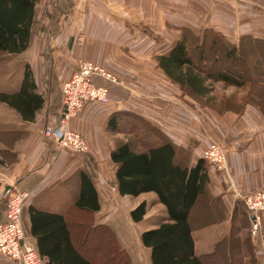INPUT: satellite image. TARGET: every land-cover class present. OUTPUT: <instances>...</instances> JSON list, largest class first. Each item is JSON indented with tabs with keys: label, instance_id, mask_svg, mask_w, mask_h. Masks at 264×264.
Segmentation results:
<instances>
[{
	"label": "crops",
	"instance_id": "0c3cea01",
	"mask_svg": "<svg viewBox=\"0 0 264 264\" xmlns=\"http://www.w3.org/2000/svg\"><path fill=\"white\" fill-rule=\"evenodd\" d=\"M67 1L68 3L71 2L74 6V9L71 8L69 10L68 16H63L70 19V27H65L64 30H61V27L54 28V30H49L48 33L37 30L38 34L32 30L30 32L29 45L23 52L0 55V93L8 95L18 93L25 67L28 65L36 86L34 93L35 95H40L43 99L42 107L39 111L35 112L33 119H26L15 107L6 101L0 100V222L4 220V209L9 196V194L7 195L9 187L28 192L30 197L23 207L22 224L26 236H28L29 241L37 249L36 238L31 235L29 209L32 207L39 211L65 212L77 196L79 173L84 171L89 174L99 194L100 209L94 214L95 223L105 224L115 232L116 238L122 243L131 257V264H150V249L142 245L140 235L145 230L155 228L164 221L166 218L165 207L156 201L157 197L154 193H145L137 196H151L149 198L151 199L150 203L144 198L138 201L132 208L126 200L125 213L127 220L136 231V237L133 242H136L140 246V249H143V252L141 249V253H143L144 259L139 255L140 251L138 253H130V248L126 245L127 243L124 244L123 240H121L122 237L119 234L121 228H118L119 222L113 212H111L113 207L112 198L101 196V192L95 181L96 176L89 173L92 171L91 167L95 168L93 164H97L98 167V163L106 160V158H103V155H99L94 146L103 144L110 147L108 151L109 155H107L109 158L114 146L105 140L99 127L93 128L91 133V122L94 123L95 110L100 108H94V104L86 105L79 113L77 121L73 123L86 139L88 152L85 154L76 155L66 151L55 150L53 144L43 137L42 132L46 125L55 124L60 117V87L62 82L68 79H66V76L75 68L71 64L77 61L76 58L69 57L71 62H66V56H68L69 51H75L78 57L85 59L96 58L101 64L107 65L105 56V52L107 51L121 47L124 50H131V48L135 49L136 47L150 48L151 45L142 42L138 46L131 47L132 34L142 33L147 36L146 34L150 33L145 28L150 23L142 21L147 15L139 14L134 9L138 8L140 12L145 13L154 4L152 2H161L163 0L120 1L122 4H125V7H121V9L131 8V15L122 13L116 9L108 11L106 5L103 6L105 12L97 13L94 9L96 7L95 2L90 0ZM175 1L171 0V2ZM42 3L45 2L43 1ZM55 12L57 13V11ZM228 14L230 13L228 12ZM56 17L58 18L57 14ZM211 17L215 18L214 15H211ZM99 19H108V21L101 22ZM109 20H112L115 26L110 27V24L113 23ZM189 23L188 21L180 22L177 30L185 27L193 33L198 34L202 29L209 28L221 35L226 36L227 34L226 30L221 28L209 26L200 28L194 22L196 27H199L197 29ZM214 23L217 24V21H214ZM97 25L99 28H97ZM70 29H72V32H69ZM75 29L76 31L80 29L81 38H78V41L74 38L72 39L70 36H67L66 39L65 37L60 38L65 33L72 35ZM138 30L141 32H138ZM109 33L112 34L113 41L115 40L113 47L102 42ZM237 34L240 35L237 42L244 36L264 39V37L254 36L249 32L239 31ZM48 35L49 37L47 38ZM97 35L100 37V41L95 40ZM92 36H95L94 39ZM54 51L59 52L57 54L60 55L54 57ZM94 53H97L98 57ZM60 56L64 62L62 65L59 63ZM57 57L59 60H56ZM54 71L57 73L54 74ZM109 71L114 72L111 69ZM100 77L94 76L92 78L93 82L97 85L109 87V83ZM109 88L112 92H121L117 96L122 95L121 98H123V89L113 85H110ZM126 95L125 97L127 98ZM155 104V112L159 115L163 110L164 104L161 100L158 104ZM112 105H114V102ZM260 110L264 112V107L247 106L245 111L240 115L241 117L239 116L240 118H234L235 115H233L234 117L229 116L231 120L234 118L233 121L235 123L233 124V121L229 120L233 125L228 126V133L225 136H220L216 130L209 131V134L219 137V140L225 145L230 177L227 178L208 164L209 183L206 194L200 200L211 209V212L209 211L211 218L210 221L194 227L192 231L194 249L197 255L213 251L215 244L221 242L229 235L232 227L233 212L237 208V205L241 203L240 196L243 193L253 190H264V117ZM211 112L215 111L211 110ZM253 112H256L257 115H254ZM145 119L151 125L154 124L147 118ZM186 120V118H181V123L175 131L165 132L161 128L158 129L176 146L185 149L190 148V163L193 164L201 157L202 150L207 147L209 141L203 140L204 135L201 137V134H196L200 131L194 125V121L190 123L188 120L185 123ZM207 126H211V124L209 123ZM232 128L234 129L231 130ZM203 133L206 134L205 130ZM111 180L114 181V174ZM125 196L119 195L120 203ZM142 201L146 203V214L140 221L135 222L131 219L129 213ZM119 202L116 204V207L120 206ZM151 203L161 205L162 208L149 214L148 208ZM199 203L191 212H194L196 208H204L205 205L197 207ZM208 217L206 216L203 220ZM219 219L221 220L218 221ZM197 223L199 222L193 224ZM200 232L203 233L198 237L195 236L196 233ZM197 240H199V243ZM203 240L204 244H202ZM252 245L258 263L264 264V252L254 242H252ZM198 248L204 251H198ZM0 264L13 263L0 258Z\"/></svg>",
	"mask_w": 264,
	"mask_h": 264
},
{
	"label": "rangeland",
	"instance_id": "374dc122",
	"mask_svg": "<svg viewBox=\"0 0 264 264\" xmlns=\"http://www.w3.org/2000/svg\"><path fill=\"white\" fill-rule=\"evenodd\" d=\"M43 1L45 3H42ZM47 1L49 2L47 3ZM90 1L95 2L96 7H94V9L97 13L105 12L103 6L106 5L108 11L116 9L122 13H128V15H131V8L121 9V7H125V4H122L121 2L127 0ZM156 2H152L154 4L151 5L150 10H146L145 13L140 12L138 8L134 9V11L139 14L147 15L142 21L150 23L145 27L150 33L146 34L148 37L142 33L132 34L131 47L138 46L140 42H142L151 45L150 48L136 47L135 49L131 48V50H124V48L121 47L107 51L105 52L107 65L101 64L96 58L85 59L83 57H78L75 51H69L68 56H66V62L68 63L71 62L69 57L77 59L76 63L73 62L71 64V66H74L75 68L66 76V79H69L72 72L77 70L79 61H86L92 63L94 66L102 68L107 74H110L115 79V82H112L109 79L97 75L108 82L109 87L110 85H113L124 90L123 98H121L122 95L119 97L117 96L121 92H112L108 86H104L108 88L109 100L106 104L94 103V108L99 107L100 109L95 110L94 123L91 122V133L93 128L99 127L102 130V135L105 137V140L109 141L112 146L114 145L112 150L119 142L124 141L129 142L136 149H141L145 145L156 142L158 138L149 133L151 126L145 118L154 123L155 125H153L157 128L165 130V132L175 131L181 123V118H186L187 120L185 123H187L188 120L190 123L191 121H194V125L197 126L200 131L196 134H201V137L204 135V141L208 140L209 143L211 141H216L226 150L224 143L219 140V137H214L209 134V131L211 130L212 132L213 130H216L220 136H225L226 133H228V126H232L235 123V121H233L234 118H240L242 112L245 111L247 106H252V103L247 100L250 99L248 87L237 88L233 85H229L218 79L217 74L226 71L231 75H236L239 74L241 70H244L247 79H250L251 76H253L252 74L254 71L259 77L264 78V46L257 42L253 45L254 43L248 40V52H246L242 58L238 57L237 61L232 62L231 60H227V57L225 56L226 48L222 41L211 34L212 29H202V31L197 34L200 38L193 39L191 47L200 46L204 38L205 40L203 44L205 49H215L213 52L207 50L208 55L205 58L206 63L202 62L205 67L204 69L213 77L207 82L209 93L206 99L190 97L179 86L172 83L158 67L156 58L167 53L173 43L179 38L182 33L181 30H177L180 22L188 21L192 27L197 29L199 27H196L194 22L197 23L200 28L209 26L224 29L227 34L226 36H222L232 44H238L239 41L237 42V40L240 35L237 34V32L239 31L249 32L254 36L264 37V0H176L175 2H171V0H163L161 2ZM71 8L74 9V6L71 2L68 3L67 0L39 1L38 5H35L31 31L33 30L34 33L37 34V30L48 33L49 30H54V28L61 27V30H64L65 27H70V19L63 16H68ZM55 11H57V13ZM228 12L231 15L228 14ZM54 13L58 15V18L56 17V14L53 16ZM171 15H173V17H171ZM211 15H214L215 18H212ZM99 21L105 22L108 21V19H99ZM109 21L113 23L110 24V27L115 26L112 20ZM214 21H217V24L214 23ZM97 28H99L98 25ZM133 29L135 30V28ZM71 30L72 29H70L69 32H72ZM77 30L78 31L75 29V32L72 35L65 33L60 36V38L65 37L66 39L67 36H70L72 39L74 38L78 41V38H81V34L79 33L80 29ZM138 32L141 31L138 30ZM111 35L112 34L109 33L102 42L113 47L115 40L113 41V36L111 37ZM48 37L49 35L47 38ZM94 37L95 36H92L93 39ZM95 40L100 41L101 39L97 35ZM57 53L59 52L54 51L53 56L56 57L60 55ZM94 55L98 57L97 53H94ZM193 55L195 58L197 57L196 53ZM216 57L217 62H213ZM56 60H59V58L57 57ZM59 63L61 65L64 64L61 60V56ZM110 69L115 73L109 71ZM56 73L57 72L54 71V74ZM242 75L244 77L245 74ZM160 100L163 102L164 106L162 112L158 115L155 112L154 105H156L155 103L158 104ZM113 102L114 105H112ZM212 106L216 108H213ZM84 108L85 106L81 110ZM81 110L69 121L70 127L79 133L80 131L77 130L73 123L74 121H77ZM211 110H214L216 113L211 112ZM260 111L264 117L263 110ZM121 112H127V114L124 116ZM128 114H131V116ZM216 114H219L220 116ZM253 114L257 115L256 112H253ZM233 115H235V117ZM117 116H120L118 120H116ZM229 116H233V120H231ZM109 119L113 120L111 122L112 124H115V122L119 123L116 131L112 130L110 125H108ZM229 120L233 121V124H231ZM147 122L149 124H147ZM209 123L212 127L207 126ZM233 129L234 128L231 130ZM204 130L206 134L203 133ZM94 149H96L99 155H103V158H106V160H102L98 163V167L97 164H93L95 168L91 167L92 171L89 173L96 176L95 181L97 182L101 196L103 195L104 198H112L113 207L111 212H113L119 222L118 228H121L119 230V234L122 237L121 240H123L124 244L127 243L126 245L130 248V253H138L140 251L139 255L144 259V255L141 253L142 248L140 249V246L136 242H133L136 237V231L134 230L133 225H130L127 220L125 213L126 200L128 201V205L132 208L138 201L144 198L150 203L151 199L149 198L151 196L144 195L136 198L125 196L120 203L116 187L115 191L112 190L114 187V181L111 180V178L115 173V166L111 162L109 156L107 157V155H109L108 151L110 147L99 144L96 145V147L94 146ZM179 160L180 161H176L184 163L185 158H180ZM118 202L120 203V206L116 207ZM241 203L244 205L242 201ZM199 205H205L208 207V205L201 202V200ZM161 208V205L151 203L148 208V213L151 214V212L158 211ZM206 216L207 214H205L202 208H196L194 212H191L193 223L201 222ZM85 218L86 214L78 211H74V213L70 214V217L67 218V222L74 233V238L76 239V247L91 257L95 264H125L118 257L110 255L108 259H106L103 256V252H106V250L114 246V244L111 242L110 237L107 236L105 231L85 228L83 225ZM233 225L238 226V229L237 227H234L237 229L235 232L240 234L238 236L245 237L246 239V234L249 232L250 226L249 228H243L242 226L245 225H242V223V226H240V215L238 212L234 216ZM202 233L203 232L196 233L195 236L198 237ZM204 240L202 241V244H204ZM197 241L199 243V240ZM238 242V239H233L231 244L233 255L235 254V248L239 245L237 244ZM253 242L256 244L255 240H253ZM120 244L122 245L121 242ZM198 251L204 250L198 248Z\"/></svg>",
	"mask_w": 264,
	"mask_h": 264
},
{
	"label": "trees",
	"instance_id": "16d2710c",
	"mask_svg": "<svg viewBox=\"0 0 264 264\" xmlns=\"http://www.w3.org/2000/svg\"><path fill=\"white\" fill-rule=\"evenodd\" d=\"M38 2L39 0H0V55L19 54L28 47L34 9ZM181 32L170 50L156 58L157 65L163 74L187 95L206 99L209 93L207 82L213 77L204 69L202 62L206 63L207 50L213 52L215 49H205L204 38L200 46L191 47L192 40L200 37L185 27ZM211 34L222 41L226 48L225 56L232 62L248 52V40L252 41L253 45L257 42L264 46V39L244 36L240 38L238 44H232L213 30ZM195 53L196 58L193 55ZM217 57L212 61L215 62ZM244 72L241 70L239 74L231 75L223 71L217 74V78L237 88L248 87L250 99L247 100L254 107H264V78L259 77L254 71L253 76L247 79ZM242 74H245V78ZM35 89L33 74L26 65L18 93L11 95L0 93V100L15 107L26 119H33L35 112L39 111L43 104L41 96L35 95ZM121 113L124 116L127 114ZM119 118L120 116H117L116 120ZM112 121L109 119L108 125L116 131L119 123L112 124ZM149 125L151 126L149 133L158 137L156 142L141 149L134 148L127 141L119 142L110 152V160L115 166L114 186L119 195L137 197L145 193H154L156 201L165 207L164 221L140 235L142 245L150 249V264H259L254 254L250 233L246 234L245 239L235 232L238 226L233 225V222L237 212L240 215V226L243 224L245 225L243 228L250 226L248 211L240 203L234 209L229 235L216 243L213 251L200 255L195 253L192 231L194 227L210 221L211 218L209 213L211 209L207 206H204L203 211L208 218L193 224L191 217L192 209L206 194L209 183L208 163L200 157L191 164L190 148L176 146L162 131ZM180 158H185L184 163L177 162ZM77 185V196L65 212L39 211L32 207L29 209L31 235L36 238L40 256L45 258L46 264H95L91 257L76 247L74 233L67 222L70 214L78 211L86 214L83 224L85 228L105 231L116 247L112 246L104 251L103 256L106 259L110 255L115 256L123 263L131 264V257L116 238L114 231L112 232L105 224L95 223L94 214L100 209V201L89 174L81 171ZM146 210V203L142 201L129 215L133 221L138 222L146 214ZM233 239L239 240L234 255L231 250Z\"/></svg>",
	"mask_w": 264,
	"mask_h": 264
},
{
	"label": "built area",
	"instance_id": "2783aa9c",
	"mask_svg": "<svg viewBox=\"0 0 264 264\" xmlns=\"http://www.w3.org/2000/svg\"><path fill=\"white\" fill-rule=\"evenodd\" d=\"M95 75L115 82V79L102 68L90 62L79 61L77 70L61 84L60 117L55 124L46 125L42 132L43 137L53 144L55 150L76 155L88 152L86 139L70 127L69 121L88 104L108 103V88L96 85L92 80ZM201 157L215 170L227 178L230 177L226 150L220 143L211 141L202 150ZM9 188L4 220L0 222V258L13 264H46L45 258L40 256L34 244L29 241L22 224L23 207L30 194L14 187ZM112 190L115 191V186ZM240 200L248 215L254 216L253 219H249V233L252 240L257 242L259 249L264 252V190L243 193Z\"/></svg>",
	"mask_w": 264,
	"mask_h": 264
},
{
	"label": "water",
	"instance_id": "95a60500",
	"mask_svg": "<svg viewBox=\"0 0 264 264\" xmlns=\"http://www.w3.org/2000/svg\"><path fill=\"white\" fill-rule=\"evenodd\" d=\"M250 218H251V219H253V218H254V216H253V215H250Z\"/></svg>",
	"mask_w": 264,
	"mask_h": 264
}]
</instances>
